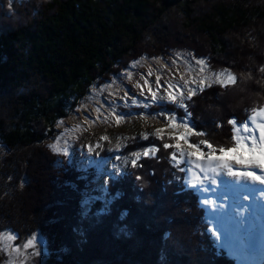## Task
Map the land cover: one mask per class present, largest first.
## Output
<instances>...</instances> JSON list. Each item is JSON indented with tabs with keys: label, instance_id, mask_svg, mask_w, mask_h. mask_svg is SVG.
<instances>
[{
	"label": "trees",
	"instance_id": "trees-1",
	"mask_svg": "<svg viewBox=\"0 0 264 264\" xmlns=\"http://www.w3.org/2000/svg\"><path fill=\"white\" fill-rule=\"evenodd\" d=\"M212 1L49 0L24 9L25 21L14 26L1 8L0 143L5 148L0 150V202L6 204L0 211V231L18 238L37 233L32 254L39 251L44 264H82V260L83 264H190L187 256L200 254L197 237L188 227L201 218L192 209L195 201L186 194L173 196L164 188L174 182L181 185L177 176L172 178L176 172L171 170V158L162 163L144 160L143 164H150L147 180L132 169V174L109 175L101 186L95 165L85 161L76 171L75 162L69 165L63 159L64 164L61 158L47 156L42 140L104 74L124 68L127 60L141 56L143 50L158 55L174 42L177 48L209 59V64L231 56L237 64L225 65L236 74L231 87H205L184 101L185 109H175L193 127H207L205 136L213 151L231 148L235 141L228 120L236 118V126L245 123L247 111L264 95V40L256 41V33L236 41L224 36L264 19V3L214 2L210 12L201 15L200 6ZM192 30L205 34L207 40L182 38L179 42L178 33L182 37L186 32L188 37ZM262 105L264 100L255 107ZM185 111L190 119L184 117ZM31 162L39 164L34 166L33 187L28 186L31 174L22 169ZM168 179L173 180L171 185L166 184ZM13 197L15 202L6 200ZM23 197L24 208L20 206ZM177 225L180 236L174 234ZM79 227L84 233L72 235L79 233ZM175 238L191 251L187 254L174 247ZM202 254L199 263L211 264L209 251ZM41 261L38 258L35 264Z\"/></svg>",
	"mask_w": 264,
	"mask_h": 264
},
{
	"label": "rangeland",
	"instance_id": "rangeland-1",
	"mask_svg": "<svg viewBox=\"0 0 264 264\" xmlns=\"http://www.w3.org/2000/svg\"><path fill=\"white\" fill-rule=\"evenodd\" d=\"M45 1L49 0H0V10L1 8H4L8 12V15H10L12 20L10 24L14 26L17 25V23L19 24L20 22L25 21L26 15H24V9L30 8L37 4L42 5ZM225 1L228 0H213L208 4L201 5L199 9L200 14L203 15L205 13H209V6L213 5L214 2ZM256 1L264 3V0ZM174 14L176 13L174 12ZM174 22L176 23V20ZM179 23H181V21H179ZM180 26L183 28L181 24ZM254 28H257L258 30L256 29L255 32ZM255 33L257 35L256 41L264 40V19H260L252 25L245 27L244 29L230 31L224 37L225 39H232L233 41H236L237 39H241V37L244 39L246 35H251ZM187 34L188 37H185L186 32H183V34H181V37L179 36L180 33H178L177 36L180 38L179 42H181V40L183 39H186L187 41L199 40L202 38L206 39V35L197 30H192ZM161 38L162 40H166V38H163V36ZM156 42L159 44L160 41L157 39ZM176 45L177 43L173 42L171 46L165 48L162 52L158 51V55L153 53L144 54L147 50H143L142 52L144 53L141 56L137 57L138 55H135L131 60H127L124 63V68L123 65L115 67V70H113L112 72H116V70L119 71L120 69L119 78L117 77V75H114L111 71L107 72L106 75L104 74L105 77L99 79V83L94 85L89 90V92L85 96H83V99L79 102L77 107H75V109H73L67 117L59 118V120L57 121V123H55V126L53 127L52 133L47 135V137L42 140V142L45 143V146L43 147V149L45 150V154H48L47 156L51 158H61V163H64V161H66V163L70 165V163L74 164L75 162L77 164V166L74 164V168L76 171H79V169L83 167L81 165H83L85 161H89L90 163L95 165L100 171L101 176L100 178L98 177V183L101 186H104L106 184V180L108 179L109 175L116 177L119 176L121 173L125 172L132 174V169H134L135 171H140V179L142 178V180H147V170L150 164L146 165L142 162L144 160L147 161L149 158H151L152 160H157V162L160 161V163H162L169 159L172 153L176 152V150L174 148H170L167 150L163 149L162 142L157 140V138L153 135L155 129L163 127L166 122L165 120H162L160 116H157L155 114V112L159 109H154L151 107L144 108L143 98H140L139 96H137V104L133 105L130 103L132 94L138 93L139 91V89L134 87V85H136L138 82L142 83L144 79H147L153 86L154 90H156L155 77L159 75L161 77V83L163 85L166 86L167 83L170 82L175 86L172 91H175L177 88H179V94L183 95V101H185L189 98L186 95L189 89H195L196 92L204 89L205 87L208 88L217 85L220 87V89L224 90L226 88L231 87L235 82L234 79L229 80L228 77L232 76L235 78L236 74L231 70L227 69L225 66L227 64V67H229V65L231 66V64H234L232 63L233 60L229 59L232 56L227 58L222 57L212 59L211 64H209V59L207 60L202 56H196V54L188 48H177ZM156 57H159L160 59L157 60L155 59ZM199 59H203L205 63L203 65L198 64L197 61ZM232 66L237 67V64H234ZM202 68L203 72H201ZM125 69H127L128 72L132 73L131 77H127L125 75ZM149 70L152 71V76L150 77L147 76V72ZM200 79L205 80V85L203 87H200L198 84V81ZM185 80L189 81V83L185 84ZM193 80H196L197 83L193 84L191 82ZM218 80H223L226 82L223 84L217 83L216 81ZM125 92H128L129 95L125 96ZM158 94H161L160 91H158ZM263 100L264 95H262L261 97L259 95V98L254 101V109H257L255 108V105ZM105 101H110L111 107H109V104L105 103ZM97 109H99V111ZM247 113L252 116L254 115V113L250 110L247 111ZM116 115H124V119L117 122L115 119ZM184 122H188L186 118L177 120V123L182 124ZM257 122H264V118L257 116ZM189 126L193 128V132L198 136L200 140H208V137L206 138L205 136V131L207 127L202 125L201 127L197 126V128L193 127L190 123ZM208 128L209 130L213 129L212 127ZM198 129H200V131ZM165 131H167V129H165ZM201 131L204 133V135L200 133ZM211 134L212 132L209 133L210 137ZM238 134L242 137L249 135L248 132L242 131H238ZM56 137H59V139H56ZM145 137L147 138L145 139ZM217 137L220 136L218 135ZM217 137L215 138L212 136L211 139L215 143H217ZM165 142L173 143V141H171V139L167 136H165ZM189 142H195L193 141L191 135L189 137ZM135 143L137 144L134 145ZM153 143L155 144L157 151H155L154 154H150L149 156L145 157L143 155L144 149L151 148L153 146ZM53 144H55L59 148H64L65 146H67L69 149V154L65 156L63 152H56L54 149L49 147V145ZM88 146H91V152L88 151ZM132 146H134L133 149ZM201 147L202 151L204 152H208L210 150L213 151L214 149H208L204 146ZM4 148V145L0 143V150H3ZM9 151H13V149H9ZM106 153H110L111 155H106ZM133 153H138L139 155L135 156L133 155ZM177 155H179V153H177ZM42 159L43 158H41V162ZM133 159L137 160V166L132 165L131 161ZM194 159L195 157L189 158L187 157V155H185L183 159H181L178 163L173 160L171 170H174L176 174L173 173L172 178L174 179L176 176L185 177L183 174L184 170L186 172L188 183L192 179L193 175H195L196 177H200L202 179V182L198 180L195 183H191L194 186L202 188L207 185H214L216 182L212 183V178H214L216 181V177L222 175L221 173H219L220 167H218L216 164H210L207 158H202L199 161L201 167L204 169H209L206 176L205 173L201 174V171L196 167L194 163H192ZM140 164H143L144 167ZM232 164H235V162H232ZM34 166H39V164L36 165L35 162L26 163V166L22 168L26 169V172L31 174L32 180L28 185L29 187L35 184L34 175L37 173L34 174L33 172ZM211 168H216L217 170L213 173L210 171ZM26 172L23 173V177L25 176ZM151 174L152 173H149V175ZM39 176L37 177L39 178ZM170 181L173 180H166V184L171 185L169 184ZM10 186H12V184ZM159 187H161V183L159 184ZM164 188L167 193L176 196L174 187L169 186L166 188L165 186ZM24 190L29 191L28 188ZM210 190H212V188ZM203 192L205 191L203 190ZM15 193L16 195L14 196H17L19 194L17 189H13V194ZM25 193L27 192L23 191L21 193V196H25ZM229 199L237 201L239 200L238 198L234 197H229ZM6 200H13L15 202L14 197L8 199L6 198ZM22 201L23 202H21V204L19 202L20 206L24 203V197L22 198ZM3 204H6V202H0V211L3 210ZM188 208L190 210L197 209L196 206L192 207V209L190 207ZM218 208L219 206H217L214 202L211 210L212 214L217 215L213 212V210H218ZM5 209L8 208L6 207ZM222 222L224 221L222 220ZM217 225L219 226V222ZM188 227L191 230V234L196 235L198 240L196 247L197 251L198 249L200 251V254L198 256H196L195 253L192 254V257L191 255L187 256L189 259L188 262L190 264H202L199 263V257H203L202 248H204L203 245L201 247V242L204 243L205 239V236L203 235L200 237V234H202V227L200 223H195L194 225V222ZM177 228L178 229L175 230L174 234L176 235L178 232V236H180L179 234H181L182 231L180 230L179 233V229H181V227L178 226ZM169 229H171V226ZM82 230L83 229L81 227L79 233L74 232V234L72 235L76 236L78 234L84 233ZM202 232L204 234V230ZM9 234H11V232H4V230L0 231V264H35L38 258L42 260L41 262L43 264L45 263L46 260H43V257H41V255L39 257L32 254V249H35V243L28 247L23 246L28 239L32 238L30 235L27 236L26 233H23V235L19 238L16 236L15 240H10L8 239ZM95 234L97 233L95 232ZM11 235L14 236L13 234ZM64 236L66 235L64 234ZM172 243L174 247H177V249L183 253L188 254L189 251H191L183 243L178 242L176 238L173 239ZM211 262V264H214L215 260H211ZM218 262L220 261H217L215 264H221ZM83 263H85L84 260H82V264Z\"/></svg>",
	"mask_w": 264,
	"mask_h": 264
},
{
	"label": "snow or ice",
	"instance_id": "snow-or-ice-1",
	"mask_svg": "<svg viewBox=\"0 0 264 264\" xmlns=\"http://www.w3.org/2000/svg\"><path fill=\"white\" fill-rule=\"evenodd\" d=\"M143 59V58H141ZM155 59L159 60V57H156ZM135 63V62H134ZM198 64L203 65L205 61L203 59H199L197 61ZM201 72H203V68L201 69ZM117 77L119 78V71L116 73ZM125 75L127 77H131L132 73L128 72L127 69H125ZM147 76H152V71L149 70L147 72ZM229 80H233L234 77L229 76ZM193 84H196L197 81L193 80L191 81ZM217 83H225L226 81L218 80ZM185 84H188L189 81L185 80ZM198 84L200 87H203L205 85V80L200 79L198 81ZM134 87L138 88V93H133L130 103L135 105L138 103L137 96L140 98H143V107L148 108L151 105H156L159 109L155 112L157 116H160L162 120H165V124L163 127L156 128L153 135L157 138V140L162 142L163 149L167 150L170 148H174L176 152H173L171 155V159L176 161L177 163L183 159L185 155L189 158L195 157V159L192 161L196 165V167L201 171L204 172L207 176V172L209 169H204L201 167L199 161L202 158H207L210 164H216L220 168L226 169L230 174L240 176H248L251 177L254 180H262L264 177H261L257 175L253 171H233L231 164L232 162H235L237 165H254L257 167H260L261 169H264V122H257V116H260L261 118H264V108L262 109H253L254 115L251 117L253 124L255 127L253 129H249L248 125L246 123L241 124L240 126L244 129L245 132L251 133L245 137L236 135L235 133L239 130L237 127H235L238 123L236 118H230L228 120V124L233 126L232 127V135L231 139L235 141L234 145L231 148H219V154H216L214 151H208L204 152L202 151V147H207L208 149H213V145L208 140H200L198 136L193 132V128L189 126L188 122L184 123H177L178 119H183V117H179L176 112V108L179 109H185L186 105L183 101V95L179 94L180 89L177 88L175 91H172L175 86L172 83H167V85H163L161 83V77L157 75L155 77V89L150 84V82L147 79H144L142 83H137L134 85ZM95 90V89H94ZM158 91H160L161 94H158ZM195 89H189L186 93L187 97L191 98L194 94ZM125 96H128L129 93L125 92ZM105 103L109 104V107H111L110 101H105ZM168 105H175V108L168 107ZM99 111V109H97ZM184 117H188L190 119V114L185 111ZM116 121L119 122L122 119H124V115H116L115 117ZM167 129V131H165ZM258 130V138L255 135V132ZM192 137L193 141L189 142V137ZM165 136L171 139L173 143L165 142ZM147 137H145L146 139ZM56 139H59V137H56ZM246 141L250 142L246 144ZM50 148L54 149L56 152H63L65 156L69 154V149L67 146L64 148H59L55 144L49 145ZM88 151L91 152L92 148L91 146H88ZM155 151H157L155 144L153 143V146L151 148H145L143 151V155L145 157L149 156L150 154H154ZM179 153V155H177ZM133 155L138 156V153H133ZM133 166H137V160L133 159L131 161ZM216 168H211V172H215ZM136 179H139V177H136ZM202 182V179L200 177H196L193 175L192 179L189 181V183H195L197 181ZM215 179L212 178V183H215ZM204 203H212L211 201H204ZM126 214V213H125ZM32 238L28 239L26 243L23 245L24 247H28L30 245L34 244L35 239L37 238V233H30L29 234ZM8 239L15 240L16 237L9 234ZM34 255L38 256L40 255L39 251H36Z\"/></svg>",
	"mask_w": 264,
	"mask_h": 264
},
{
	"label": "bare ground",
	"instance_id": "bare-ground-1",
	"mask_svg": "<svg viewBox=\"0 0 264 264\" xmlns=\"http://www.w3.org/2000/svg\"><path fill=\"white\" fill-rule=\"evenodd\" d=\"M10 154V153H9ZM11 163V162H10ZM15 165V164H14ZM36 169V168H35ZM41 175V174H40ZM42 176V175H41ZM13 219V218H12Z\"/></svg>",
	"mask_w": 264,
	"mask_h": 264
}]
</instances>
